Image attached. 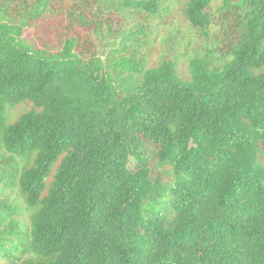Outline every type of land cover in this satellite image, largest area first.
<instances>
[{
  "label": "trees",
  "instance_id": "obj_1",
  "mask_svg": "<svg viewBox=\"0 0 264 264\" xmlns=\"http://www.w3.org/2000/svg\"><path fill=\"white\" fill-rule=\"evenodd\" d=\"M97 3L153 18L171 6ZM211 3L184 10L203 34ZM240 17L229 61L193 57L186 81L173 62L125 56L143 27L106 67L75 40L35 49L23 23L0 16V264H264V0ZM153 166L172 180H154Z\"/></svg>",
  "mask_w": 264,
  "mask_h": 264
},
{
  "label": "rangeland",
  "instance_id": "obj_2",
  "mask_svg": "<svg viewBox=\"0 0 264 264\" xmlns=\"http://www.w3.org/2000/svg\"><path fill=\"white\" fill-rule=\"evenodd\" d=\"M37 0H0V16L6 21L24 24L23 38L35 49L59 53L67 40L77 42L76 53L83 61L101 60L107 67L111 50L120 48L124 34L144 28L129 45L126 57H134L148 69L163 62H173L179 76L190 80L189 60L208 58L220 67L230 58V50L237 41L241 12L247 0H211V26L207 34L190 26L184 16L188 0H171L169 12L162 18L148 17L123 9L121 13L103 10L97 0H52L46 8L36 9ZM82 22L88 25H82ZM26 23V24H25ZM116 51V50H115ZM26 112L18 108L11 113V122ZM171 170L153 166L152 178L167 183ZM21 207L20 220L28 224V212L19 193L9 194Z\"/></svg>",
  "mask_w": 264,
  "mask_h": 264
}]
</instances>
